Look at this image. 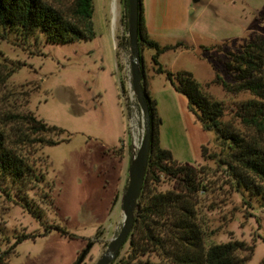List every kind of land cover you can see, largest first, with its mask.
Listing matches in <instances>:
<instances>
[{
	"label": "rangeland",
	"instance_id": "rangeland-1",
	"mask_svg": "<svg viewBox=\"0 0 264 264\" xmlns=\"http://www.w3.org/2000/svg\"><path fill=\"white\" fill-rule=\"evenodd\" d=\"M184 2H156L164 29L151 38L161 45L189 46L165 51L159 64L169 71L191 72L212 98L224 103L223 120L242 127L233 111L250 94H231L211 81L215 71L230 81L224 70L228 51L255 38L264 40V0H189L186 8ZM93 6L94 36L88 40L57 44L43 35L35 41L0 32V127L9 141L18 142L17 128L25 129L12 122L13 116L28 111L63 129L51 135L60 140L55 145H18L44 178L32 181L28 191L44 210L41 220L0 189V248L34 235L16 245L9 264H95L121 226V197L143 122L130 85L127 8L121 0H93ZM201 46L210 48L202 51ZM154 53L145 47L142 56L162 119L161 146L201 170L198 178L204 188L196 195L197 213L207 245L243 242V264H262L264 203L238 189L224 167L202 159L201 145L219 152L216 133L202 128L186 97L172 88L165 74L154 72ZM176 186L174 180L163 179L162 189ZM49 225L57 228L46 232Z\"/></svg>",
	"mask_w": 264,
	"mask_h": 264
},
{
	"label": "trees",
	"instance_id": "trees-1",
	"mask_svg": "<svg viewBox=\"0 0 264 264\" xmlns=\"http://www.w3.org/2000/svg\"><path fill=\"white\" fill-rule=\"evenodd\" d=\"M66 1L67 6L63 7L50 0H0V32H16L22 38L35 41L43 35L45 41L57 44L91 39L94 36L93 0ZM121 1L128 9L127 0ZM137 26L142 82L150 118V152L133 229L110 264H243L239 256L244 249L243 242L207 245L205 241L204 230L198 221L196 200L197 193L204 188L198 178L201 170L178 161L170 150L161 146L162 119L157 100L147 89L142 51L145 47L155 50L152 56L156 65L154 72L165 74L172 88L186 97L190 111L202 128L216 133L219 152H211L208 146L202 145V159H212L224 167L238 189L264 203V40L255 38L237 51H228L224 70L230 81L218 71L214 72L211 81L228 93L250 94L249 98L235 105L233 116L242 125L239 127L233 121L223 120L224 103L212 98L191 72L162 68L158 61L162 53L180 47L188 49L189 46L183 42L161 45L151 38L146 28L142 0H138ZM200 48L206 51L210 46ZM12 120L25 129L18 127V142H10L7 132L0 127V189L34 219L41 220L44 210L28 196V191L32 181L40 183L44 178L28 162L18 145H55L60 140L51 135L62 134L63 129L48 125L30 111L13 116ZM164 178L174 180L176 188L162 189ZM44 198L48 204L52 203L47 190ZM51 227L57 228L49 225L46 232ZM27 237L34 235H23L5 250L0 248V264H9L8 255Z\"/></svg>",
	"mask_w": 264,
	"mask_h": 264
},
{
	"label": "water",
	"instance_id": "water-1",
	"mask_svg": "<svg viewBox=\"0 0 264 264\" xmlns=\"http://www.w3.org/2000/svg\"><path fill=\"white\" fill-rule=\"evenodd\" d=\"M127 5V36L130 51V85L132 94L135 96L142 115L143 135L138 144L137 142H133V151L128 169V184L121 197L122 221L120 229L118 233L108 242L106 250L97 259L95 264H110L116 258L118 252L133 229L135 210L141 194L150 152V118L142 82L143 71L141 70L138 48V0H127ZM84 253L80 256L78 262L82 260Z\"/></svg>",
	"mask_w": 264,
	"mask_h": 264
},
{
	"label": "crops",
	"instance_id": "crops-1",
	"mask_svg": "<svg viewBox=\"0 0 264 264\" xmlns=\"http://www.w3.org/2000/svg\"><path fill=\"white\" fill-rule=\"evenodd\" d=\"M156 2H157V0H156ZM156 2H154V1L152 2L151 0L150 1L142 0L143 8H144V17H145L146 28H147V32H148L150 37L153 34H159L164 29L162 26L163 22H162L161 17H160L159 8H157L158 3L156 4ZM188 4H189V0H185V2H184L185 8L188 6ZM180 13L182 15H184L183 20L185 21L186 20V15H185L186 9H183V11ZM147 89L149 91L148 82H147ZM149 93H150V91H149ZM157 108H158V103H157ZM160 143H161V127H160Z\"/></svg>",
	"mask_w": 264,
	"mask_h": 264
}]
</instances>
